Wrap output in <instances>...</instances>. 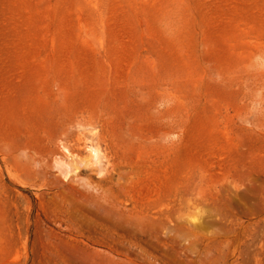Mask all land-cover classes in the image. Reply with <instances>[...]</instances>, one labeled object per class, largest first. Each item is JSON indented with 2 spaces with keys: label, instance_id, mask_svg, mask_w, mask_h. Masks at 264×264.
I'll list each match as a JSON object with an SVG mask.
<instances>
[{
  "label": "rangeland",
  "instance_id": "rangeland-1",
  "mask_svg": "<svg viewBox=\"0 0 264 264\" xmlns=\"http://www.w3.org/2000/svg\"><path fill=\"white\" fill-rule=\"evenodd\" d=\"M0 264H264V0H0Z\"/></svg>",
  "mask_w": 264,
  "mask_h": 264
},
{
  "label": "bare ground",
  "instance_id": "bare-ground-1",
  "mask_svg": "<svg viewBox=\"0 0 264 264\" xmlns=\"http://www.w3.org/2000/svg\"><path fill=\"white\" fill-rule=\"evenodd\" d=\"M90 151H89V154H88V156H89V158L91 159V162L95 165V166H97V167H99V170H100V172L101 171H103V166H102V164H101V162H100V160H99V156L101 155L100 154V151H99V149L97 148V147H95V146H90ZM72 154V156H71V160L70 161H68V160H66V159H64V158H59L58 160H56V163H57V165L59 166V167H61V168H64V169H66L67 170V172H70V171H72V170H75L76 169V167L78 166V163H79V161H77L75 158L78 156V155H74L73 153H71ZM88 158V157H87ZM101 159V158H100ZM83 161V160H82ZM83 164H85L84 163V161H83ZM82 164V165H83ZM81 164H79V166H80ZM78 166V167H79ZM94 166V167H95ZM74 167V168H73ZM78 169V168H77ZM81 170V169H80Z\"/></svg>",
  "mask_w": 264,
  "mask_h": 264
}]
</instances>
